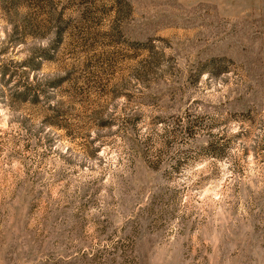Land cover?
<instances>
[{"label": "rangeland", "instance_id": "1", "mask_svg": "<svg viewBox=\"0 0 264 264\" xmlns=\"http://www.w3.org/2000/svg\"><path fill=\"white\" fill-rule=\"evenodd\" d=\"M0 264H264V0H0Z\"/></svg>", "mask_w": 264, "mask_h": 264}]
</instances>
